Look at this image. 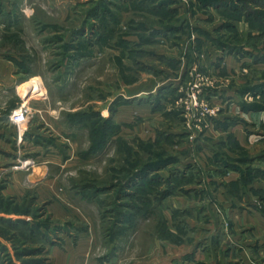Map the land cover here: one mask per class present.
<instances>
[{
	"label": "rangeland",
	"instance_id": "374dc122",
	"mask_svg": "<svg viewBox=\"0 0 264 264\" xmlns=\"http://www.w3.org/2000/svg\"><path fill=\"white\" fill-rule=\"evenodd\" d=\"M3 59L0 264H264V0H0Z\"/></svg>",
	"mask_w": 264,
	"mask_h": 264
},
{
	"label": "crops",
	"instance_id": "0c3cea01",
	"mask_svg": "<svg viewBox=\"0 0 264 264\" xmlns=\"http://www.w3.org/2000/svg\"><path fill=\"white\" fill-rule=\"evenodd\" d=\"M13 71V67L11 66L10 62H7L6 60H2L0 62V80L2 82L7 81V79L12 80L14 82V80H16V78L13 77H9L8 74L11 73ZM35 78V77H34ZM0 81V82H1ZM38 81L37 79H32L31 81L27 82V83H23L21 85H19V87H17V91L19 93H21L22 95H28L29 92L36 90L37 86H38Z\"/></svg>",
	"mask_w": 264,
	"mask_h": 264
},
{
	"label": "built area",
	"instance_id": "2783aa9c",
	"mask_svg": "<svg viewBox=\"0 0 264 264\" xmlns=\"http://www.w3.org/2000/svg\"><path fill=\"white\" fill-rule=\"evenodd\" d=\"M11 119L14 123L24 124L28 119V108L25 105L20 106L12 113Z\"/></svg>",
	"mask_w": 264,
	"mask_h": 264
}]
</instances>
